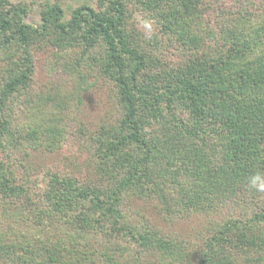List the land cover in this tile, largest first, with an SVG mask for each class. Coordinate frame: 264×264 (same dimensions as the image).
Masks as SVG:
<instances>
[{
  "label": "trees",
  "instance_id": "obj_1",
  "mask_svg": "<svg viewBox=\"0 0 264 264\" xmlns=\"http://www.w3.org/2000/svg\"><path fill=\"white\" fill-rule=\"evenodd\" d=\"M28 15L0 0V264H264V0Z\"/></svg>",
  "mask_w": 264,
  "mask_h": 264
},
{
  "label": "rangeland",
  "instance_id": "obj_2",
  "mask_svg": "<svg viewBox=\"0 0 264 264\" xmlns=\"http://www.w3.org/2000/svg\"><path fill=\"white\" fill-rule=\"evenodd\" d=\"M13 4H24L29 8V15L26 18V22L32 25H37L39 23V11L42 3L50 2L53 3L56 0H8ZM62 7L65 11L66 17H68V11L72 7H77L83 4H91L92 0H60ZM136 16V26L142 28L146 31L147 29L144 26V23ZM41 68L38 69V74L40 77L44 76L41 72ZM110 109V104L107 101V97L104 93V88H94L87 92L83 97V103L81 105L80 114L84 120H95L99 117H102ZM61 157V154H47V153H33V160L37 163V169L39 165L47 164ZM39 163V164H38ZM198 220L196 218L191 219L188 223H184L182 226V231L184 233H192L193 229L198 227ZM192 236V234L188 235Z\"/></svg>",
  "mask_w": 264,
  "mask_h": 264
},
{
  "label": "clouds",
  "instance_id": "obj_3",
  "mask_svg": "<svg viewBox=\"0 0 264 264\" xmlns=\"http://www.w3.org/2000/svg\"><path fill=\"white\" fill-rule=\"evenodd\" d=\"M145 28L147 29V32L145 35L147 37H150L151 35V28L150 25L145 23ZM248 186L251 190H254L259 193H264V172H255L253 175H251L248 178Z\"/></svg>",
  "mask_w": 264,
  "mask_h": 264
}]
</instances>
